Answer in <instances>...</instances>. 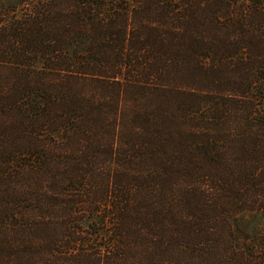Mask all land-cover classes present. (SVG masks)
<instances>
[{
  "label": "trees",
  "instance_id": "16d2710c",
  "mask_svg": "<svg viewBox=\"0 0 264 264\" xmlns=\"http://www.w3.org/2000/svg\"><path fill=\"white\" fill-rule=\"evenodd\" d=\"M0 264H264V0H0Z\"/></svg>",
  "mask_w": 264,
  "mask_h": 264
}]
</instances>
